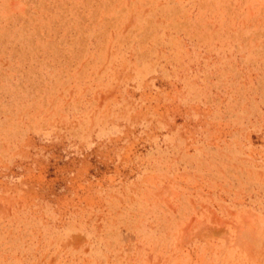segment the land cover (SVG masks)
<instances>
[{
	"label": "rangeland",
	"instance_id": "1",
	"mask_svg": "<svg viewBox=\"0 0 264 264\" xmlns=\"http://www.w3.org/2000/svg\"><path fill=\"white\" fill-rule=\"evenodd\" d=\"M0 264H264V0H0Z\"/></svg>",
	"mask_w": 264,
	"mask_h": 264
}]
</instances>
